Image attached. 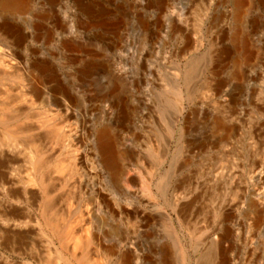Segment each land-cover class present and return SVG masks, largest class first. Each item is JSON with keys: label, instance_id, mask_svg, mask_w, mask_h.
Listing matches in <instances>:
<instances>
[{"label": "rangeland", "instance_id": "rangeland-1", "mask_svg": "<svg viewBox=\"0 0 264 264\" xmlns=\"http://www.w3.org/2000/svg\"><path fill=\"white\" fill-rule=\"evenodd\" d=\"M236 1L0 0V264H264V0Z\"/></svg>", "mask_w": 264, "mask_h": 264}, {"label": "bare ground", "instance_id": "bare-ground-1", "mask_svg": "<svg viewBox=\"0 0 264 264\" xmlns=\"http://www.w3.org/2000/svg\"><path fill=\"white\" fill-rule=\"evenodd\" d=\"M23 2H24V0H5V2H2L1 4H4L7 7H14V6L16 7V6H19V5L23 4ZM236 2H237V4L240 5L242 0H237ZM101 145L103 146V148L105 149L106 153L110 157V160L113 161L112 157L114 158V156H113V152H112L111 145H110V137L107 134V132H104L103 135L101 136ZM29 179L34 181V178L31 177V176H30ZM85 240H86L85 241L86 243L89 242L88 238H86ZM99 263H100V261H99Z\"/></svg>", "mask_w": 264, "mask_h": 264}]
</instances>
